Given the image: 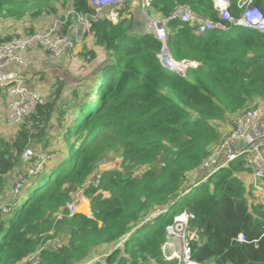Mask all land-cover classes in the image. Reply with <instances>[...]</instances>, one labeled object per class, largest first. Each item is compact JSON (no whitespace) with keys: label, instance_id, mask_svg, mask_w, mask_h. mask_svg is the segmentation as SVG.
<instances>
[{"label":"trees","instance_id":"1","mask_svg":"<svg viewBox=\"0 0 264 264\" xmlns=\"http://www.w3.org/2000/svg\"><path fill=\"white\" fill-rule=\"evenodd\" d=\"M26 2L0 0V18L21 17ZM70 4L76 13L93 14L88 0ZM229 4L230 13L238 16L237 0ZM255 4L264 14V0ZM181 5L199 18L219 17L213 0H151L149 9L167 19L166 45L173 58L199 63L185 73L162 65L161 42L134 28L127 4L117 7V20L89 19L86 33L106 59L84 86L82 99L73 102L74 115L61 134L63 157L36 175L20 173L25 182L31 179L26 192L12 202L8 216L0 206V264H16L57 236L65 238L63 246L42 249L39 264H170L162 259L160 245L166 225L184 208L193 214L189 226L199 234L191 244L198 264H264V201L239 177L251 167L242 158L233 160L206 182L190 185L222 141L218 122L264 100V36L237 25L197 33L196 24L171 17ZM9 39L0 38V44ZM66 87L57 80L12 137L0 134V196L14 167L22 160L31 162L25 171L34 165V156L24 160L22 154L34 145H50L53 117L67 113L59 104ZM110 153L121 158V168L103 170L98 185L85 188L92 217L69 216L64 207L71 191ZM140 167L142 172L135 173ZM169 201L164 213L147 220ZM108 243L117 247L103 261H89Z\"/></svg>","mask_w":264,"mask_h":264},{"label":"built area","instance_id":"2","mask_svg":"<svg viewBox=\"0 0 264 264\" xmlns=\"http://www.w3.org/2000/svg\"><path fill=\"white\" fill-rule=\"evenodd\" d=\"M88 1L93 8L92 15L76 13L72 8L69 12L70 16H74V18L81 21V24L85 28L88 27L90 18H96L106 8L123 2V0ZM213 1L214 8L218 11L219 20L217 21L197 17L187 5L177 7L172 12L171 17L179 18L181 21L190 24H196L197 33L213 28L228 29L230 26L237 25L254 30L264 36V14L255 4V0H237V7L240 10L238 16H233L230 13L229 0ZM150 3L151 0H140V9L143 13H147ZM67 22L68 19L66 17L65 24ZM166 23V18L158 20L151 17L146 18L147 31L153 33L161 42L159 58L162 65L180 73H185L189 68H196L199 65L197 61H189L187 59L176 60L173 58L166 45L168 32ZM69 24L66 28L69 27L71 30L72 28H76L75 32L81 33V30L72 23ZM67 43L68 37L61 30L46 29L0 44V91L4 94V114L8 123L18 126L23 121V118L33 111L37 104L44 101V97L39 91L26 84L23 77V69L28 66V62L23 60L20 53L41 47L51 57L55 58L63 54ZM218 123L220 127L225 125L230 126L228 135L226 137L223 136L220 145L215 147L211 154L200 164L197 173L191 179V187L206 182L212 173L228 166L231 161L242 158L251 167L250 173L253 178V188H257L260 191L262 189L261 184L264 182V100L258 101L254 106H250ZM29 154L30 150L28 149L23 155L27 158ZM37 164L38 162L34 163L33 166H29L26 171H23V174L36 175L40 172L41 167V165ZM102 171L103 169L97 168L91 174L88 181L72 192L74 198L71 197V200L64 207L69 216L76 213L77 203L80 198L86 200L89 206L90 199L85 195V188L88 185L97 186ZM23 174L19 173L15 188L21 183L22 190L23 183L25 182ZM100 192L104 193L101 190ZM259 199L260 201H264V194ZM17 203L16 201L15 204ZM171 205L172 202L162 208L153 210L147 217V220L164 213L168 206ZM11 209L12 207L2 206L4 214L10 213ZM86 215L92 217V212ZM58 216H60V213ZM191 218H193V214L185 208L175 214L172 221L166 225L165 238L160 245L161 257L165 262L170 264H198L192 258L191 244L199 241V234L197 230L189 226ZM237 240L240 242L244 241V235L238 234ZM64 242L58 236L49 238L41 242L38 250L16 264H39V253L42 249L57 250L63 246ZM118 246H122V242L118 243ZM97 253V250L92 253L89 261H103L105 259V254H100L98 258H95L94 255ZM153 264L155 263L153 262Z\"/></svg>","mask_w":264,"mask_h":264},{"label":"rangeland","instance_id":"3","mask_svg":"<svg viewBox=\"0 0 264 264\" xmlns=\"http://www.w3.org/2000/svg\"><path fill=\"white\" fill-rule=\"evenodd\" d=\"M124 1L125 3L120 2L114 6L106 8L100 16L115 17L116 15L117 17V7H123V4H127V6L129 7L130 2L133 0H123V2ZM70 9V0H27V2L21 6V17L8 16L7 18H0V38L8 37L10 38L9 41L14 38L23 37L26 34H30V32L35 33L46 29H59L68 37V43L65 47V50L63 54L59 57H51L50 54L48 52H45L44 49L41 47L26 50L20 53L23 60L25 62H28V66L23 69L27 70L30 67L31 62L30 60H27L24 56L28 58L31 55L34 59V52L30 51L39 49L42 51V53L45 52L43 53L44 59L42 68H46L47 66L53 65L57 66L58 69L53 70L52 73L57 75L60 79L67 80L68 83V86L64 90L62 98L59 102V104L62 105V109H67V113L64 115V117L57 115L53 117L51 127L48 129L50 135V145L45 149L41 148L40 145H34L29 149L30 154L27 158H25V156L23 155L24 153L21 156L22 159L25 158L24 160H28V158H30V155L32 154V156H34V161H36L35 163L38 162L37 165H41L40 172L41 170L50 168L53 164L58 162L63 157L66 150V146L61 134L65 125L72 119L74 115L72 107L73 102L74 100L78 102L82 99L83 92L86 91V88L84 86L91 84L93 80L92 78L97 74V72L102 66L101 63H103V61L106 59V54L104 51L100 60L98 59V57H100L101 53H99L97 56H93L89 53L90 51L87 50V46L90 44L92 36L86 33L88 27H83L81 21L74 18V16H70ZM37 11H40V13L34 15V13ZM138 14L140 15V18L142 20L146 19L147 17H151L148 11L147 13H143L141 9L138 11ZM66 17L68 19L67 24H65ZM69 23H72L75 27L81 30V33L75 32V30H77L76 28H72V30L69 27L66 28ZM2 43H6V41ZM37 69H40V67H38ZM43 73L48 72L43 71ZM38 74L39 73L37 72L32 76L30 73H27L28 80L25 82L29 87H35L38 89L39 87H41L40 82L44 80L42 76ZM55 75L51 74V78H53ZM33 78H36V80H34L35 82L33 81ZM78 90L80 91V93ZM76 92L79 93V96L75 95ZM43 97L45 98L46 96ZM16 129L17 126L8 123V121L5 119V114L1 113L0 134H2L5 138H10L14 135ZM229 129V125L221 127V133L224 137L228 135ZM112 154L113 153H110L107 158L101 163L103 169L107 168V166L109 168H115L119 164L121 166V158L117 156L113 158ZM30 163L31 162L29 160L27 161V163H23L22 160L21 164H18L16 167H14L13 170L5 176V186L3 188V193L0 196L1 210L2 206L12 207V202L15 203L16 201H18L17 196L20 198L26 192L25 190L31 180L30 178L27 179L25 185L23 183L25 189L23 188L22 191L21 183L16 188L15 183L18 180L19 173H22L25 169V166L30 165ZM143 169L144 167L137 168L135 169V173L139 174L142 172ZM261 185L263 188L264 182ZM252 190L254 193H256L255 196L257 197V199H259L261 194H259L257 188H254ZM72 192L74 191H71V197L74 198V196H72ZM102 195L105 196L104 193H102ZM88 208L87 205L84 204V207L77 208V211L87 214ZM8 215L9 213L4 214V217ZM103 253L104 250L101 249L94 256L95 258H98V256Z\"/></svg>","mask_w":264,"mask_h":264},{"label":"crops","instance_id":"4","mask_svg":"<svg viewBox=\"0 0 264 264\" xmlns=\"http://www.w3.org/2000/svg\"><path fill=\"white\" fill-rule=\"evenodd\" d=\"M128 9H129L131 17L133 18V21H134V28L137 31H141V32L147 31L148 26L146 24V19L142 20L140 18V15L138 14V11L140 10V0L131 1L130 2V6L128 7ZM148 13H149V15L151 16L152 19L158 20V19L162 18V17H160L161 16L160 13L155 11V10L149 9ZM108 17H110V16H108ZM110 18H112L113 20H117L118 16L116 17V15H115V17H110ZM136 21H138V22H136ZM87 34H90L92 36L91 42L87 46L88 47L87 50L94 52V56H97L99 53H101L100 57H98V59L100 60V58L102 56V53H104L103 49L96 47V45L94 44L93 35L91 33H87ZM30 52H34V54H35V55H33L34 59L32 58L31 55L28 58L26 56H24L27 60H30L31 65H30V67L27 70L23 71V77H24L25 81H27L28 80L27 79V76H28L27 73H30L33 76V74L38 72L39 73L38 75L42 76V78L44 80V81L40 82L41 87H39V89L34 87L35 90L39 91L43 96H46V98H47V96L51 93V91L53 89V85L55 84V82L57 80H63L65 85L68 86L67 80L60 79L57 75L52 73L53 70H57L58 69L57 66L53 65V66H47L46 68H42L43 59H44V54L43 53H45V52L42 53V51L39 50V49H36L34 51H30ZM38 67H40V69H37ZM43 71L48 72V73H43ZM51 74L55 75V76L53 78H51ZM45 77H47V78H45ZM34 80H36V78H33V81ZM1 113H3V114L5 113L4 94L2 93V91H0V114ZM107 162H111V161H107ZM98 168H102L103 169L102 165H100ZM115 168L119 169L120 168V164L117 167H115ZM106 169L107 170L108 169H114V167H110L109 168L107 166V168H105L103 170H106ZM90 177H91V175L87 178L86 181H88L90 179ZM239 177L243 181V183H244V185L246 186L247 189H252L253 188V178H252V174L250 172H241L239 174ZM104 194H105L104 197H108L110 195L108 191L107 192L105 191ZM259 194H261V195L264 194V187L259 191ZM84 204L87 205L86 200L80 198L79 202L77 203V205H78L77 208L84 207ZM88 207L90 208V202H89V206L87 205V208ZM89 208H88V212L87 213H89V211H91V209H89ZM63 240L65 241L64 237H63ZM116 247H117V244H114V243L103 244V245H101L100 247L97 248V251L99 252L101 249H103L104 250L103 254L107 255Z\"/></svg>","mask_w":264,"mask_h":264},{"label":"water","instance_id":"5","mask_svg":"<svg viewBox=\"0 0 264 264\" xmlns=\"http://www.w3.org/2000/svg\"><path fill=\"white\" fill-rule=\"evenodd\" d=\"M171 202H172V201H169V203H168V204H171ZM77 212H80V211H77Z\"/></svg>","mask_w":264,"mask_h":264},{"label":"bare ground","instance_id":"6","mask_svg":"<svg viewBox=\"0 0 264 264\" xmlns=\"http://www.w3.org/2000/svg\"><path fill=\"white\" fill-rule=\"evenodd\" d=\"M90 209V208H89ZM91 212V211H90ZM76 213H77V210H76ZM81 213H83V212H81ZM85 214V213H84ZM62 239V238H61ZM63 240V239H62Z\"/></svg>","mask_w":264,"mask_h":264}]
</instances>
